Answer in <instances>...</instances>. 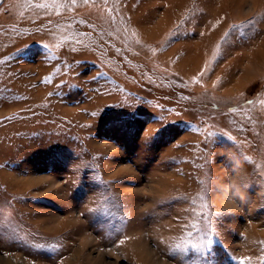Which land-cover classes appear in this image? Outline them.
Masks as SVG:
<instances>
[{"label": "rangeland", "instance_id": "374dc122", "mask_svg": "<svg viewBox=\"0 0 264 264\" xmlns=\"http://www.w3.org/2000/svg\"><path fill=\"white\" fill-rule=\"evenodd\" d=\"M245 1L0 0V264H264Z\"/></svg>", "mask_w": 264, "mask_h": 264}, {"label": "crops", "instance_id": "0c3cea01", "mask_svg": "<svg viewBox=\"0 0 264 264\" xmlns=\"http://www.w3.org/2000/svg\"><path fill=\"white\" fill-rule=\"evenodd\" d=\"M256 0H252V2H255ZM259 1V0H258ZM245 2H248V0L247 1H245ZM235 16H233V17H231V18H229L228 17V15H225V14H223V15H221V17L219 18V23H222L223 25H225V28H226V26H228V27H230L231 25H232V23H234L235 21H238L235 17L237 16V12L235 11ZM257 15H259V14H257ZM229 16H232V15H229ZM238 16H240V15H238ZM227 27V28H228ZM263 44H264V42H263ZM262 48H264V46L262 47ZM261 48V49H262Z\"/></svg>", "mask_w": 264, "mask_h": 264}, {"label": "snow or ice", "instance_id": "6c2138e0", "mask_svg": "<svg viewBox=\"0 0 264 264\" xmlns=\"http://www.w3.org/2000/svg\"><path fill=\"white\" fill-rule=\"evenodd\" d=\"M72 2L73 3H75L76 2V0H72ZM83 2L85 3V4H87V3H89V0H83ZM44 7H47V5H43ZM219 51V50H218ZM51 78L49 77L48 78V80H50ZM48 80H46L45 82H48ZM38 247H43V245H38ZM54 247V246H53Z\"/></svg>", "mask_w": 264, "mask_h": 264}, {"label": "bare ground", "instance_id": "6f19581e", "mask_svg": "<svg viewBox=\"0 0 264 264\" xmlns=\"http://www.w3.org/2000/svg\"><path fill=\"white\" fill-rule=\"evenodd\" d=\"M5 262H6V264H9L8 261H5Z\"/></svg>", "mask_w": 264, "mask_h": 264}]
</instances>
